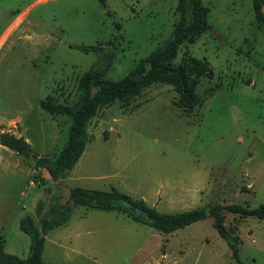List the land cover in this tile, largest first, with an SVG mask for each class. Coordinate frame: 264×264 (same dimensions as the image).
Masks as SVG:
<instances>
[{
  "label": "rangeland",
  "instance_id": "374dc122",
  "mask_svg": "<svg viewBox=\"0 0 264 264\" xmlns=\"http://www.w3.org/2000/svg\"><path fill=\"white\" fill-rule=\"evenodd\" d=\"M177 1L0 0V131L23 136L31 148L26 158L0 145V241L7 253L28 255L30 236L19 221L28 214L39 225L51 216L52 195L65 204L74 187L115 188L162 213L223 206L242 264H264V218L225 208L264 204V23L256 21L251 0H203L208 27L180 45L174 59L193 56L212 71L195 77L191 109L179 103L170 82H153L98 110L88 125L90 140L64 178L54 182L35 164L58 153L70 124L68 115L41 109L40 100L74 105L80 76L103 67L106 54H113L106 78L126 75L170 35ZM42 258L239 264L211 215L165 234L84 206L47 232Z\"/></svg>",
  "mask_w": 264,
  "mask_h": 264
},
{
  "label": "trees",
  "instance_id": "16d2710c",
  "mask_svg": "<svg viewBox=\"0 0 264 264\" xmlns=\"http://www.w3.org/2000/svg\"><path fill=\"white\" fill-rule=\"evenodd\" d=\"M254 17L257 22L264 23V0H251ZM178 18L172 25L170 35L155 47L148 55L140 58L133 69L120 79L106 78L110 66L112 53L106 54L103 67L85 71L78 80V100L72 106L57 103L50 97L40 100L39 106L50 114H66L70 117L67 139L53 156H41L36 166L43 168L52 181L64 178L74 167L83 154L86 144L90 140L88 125L102 106L111 104L116 99L125 98L137 93L140 89L156 81L170 82L179 93V103L187 109L193 107V89L195 77L211 76L208 64L193 56H185L174 63L179 46L193 42L208 27V9L203 0H178L176 5ZM117 37H121L120 33ZM84 52L96 51L98 46H80ZM0 145L21 154L23 157L31 155L29 143L23 136H16L9 131H0ZM57 195L51 197L50 210L52 215L42 218L39 225L31 215L23 216L19 221V228L30 236L29 253L26 257L7 253L0 241V264H59L44 261L42 253L45 235L55 227L65 224L73 207L84 206L90 209L112 211L130 218L132 221L147 225L159 232L168 234L183 228L206 216L213 217V226L228 242L232 250V257L242 264L239 258L238 237L231 235L223 221L221 210L223 206L217 204L206 210L195 207L176 214L162 213L148 205L142 199H135L131 195L115 188L110 191L87 190L74 187L70 190L69 200L65 204L56 201ZM229 211L245 215L264 218V204L256 208H248L239 204L225 206ZM36 214L42 211V202L35 208Z\"/></svg>",
  "mask_w": 264,
  "mask_h": 264
},
{
  "label": "crops",
  "instance_id": "0c3cea01",
  "mask_svg": "<svg viewBox=\"0 0 264 264\" xmlns=\"http://www.w3.org/2000/svg\"><path fill=\"white\" fill-rule=\"evenodd\" d=\"M262 10H263V12H264V6H263Z\"/></svg>",
  "mask_w": 264,
  "mask_h": 264
},
{
  "label": "water",
  "instance_id": "95a60500",
  "mask_svg": "<svg viewBox=\"0 0 264 264\" xmlns=\"http://www.w3.org/2000/svg\"><path fill=\"white\" fill-rule=\"evenodd\" d=\"M36 158V157H35Z\"/></svg>",
  "mask_w": 264,
  "mask_h": 264
}]
</instances>
